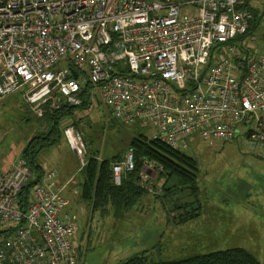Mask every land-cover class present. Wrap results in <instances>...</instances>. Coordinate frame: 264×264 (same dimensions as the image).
<instances>
[{
  "label": "built area",
  "instance_id": "2783aa9c",
  "mask_svg": "<svg viewBox=\"0 0 264 264\" xmlns=\"http://www.w3.org/2000/svg\"><path fill=\"white\" fill-rule=\"evenodd\" d=\"M257 1L0 0V105L20 93L42 117L45 106L95 99L175 151L241 141L264 161V54L245 47ZM64 140L85 167L82 127L66 126ZM135 170L130 148L112 168L114 184ZM160 171L144 161L148 192ZM34 179L23 158L0 173V264H75L66 186L45 170L25 204Z\"/></svg>",
  "mask_w": 264,
  "mask_h": 264
},
{
  "label": "rangeland",
  "instance_id": "374dc122",
  "mask_svg": "<svg viewBox=\"0 0 264 264\" xmlns=\"http://www.w3.org/2000/svg\"><path fill=\"white\" fill-rule=\"evenodd\" d=\"M257 5L260 22L245 47L252 55H263L264 0ZM88 106L59 126L63 132L69 124L79 123L88 158L122 162L136 137L153 139L151 131L114 120L95 99ZM48 110L53 108L45 106L39 117L20 93L0 105V173L12 170L28 144L50 131ZM185 154L195 163L187 168L195 178L192 184L177 176L162 177L164 170L160 171L153 193L115 214L112 207L94 212L83 199L87 167L81 166L64 138L41 150L38 165L44 171H58L59 183L66 186L64 196L71 200L67 212L74 215L78 228L75 264H123L133 258L141 259L138 264H181L238 248L264 264V161L241 141L212 145L194 141ZM165 181L168 193L161 190Z\"/></svg>",
  "mask_w": 264,
  "mask_h": 264
},
{
  "label": "trees",
  "instance_id": "16d2710c",
  "mask_svg": "<svg viewBox=\"0 0 264 264\" xmlns=\"http://www.w3.org/2000/svg\"><path fill=\"white\" fill-rule=\"evenodd\" d=\"M256 16V22L259 21V10H253ZM50 106V105H48ZM88 101L85 99L84 104L81 107H73L62 104L61 107L48 110L46 118H48L52 124L50 131L43 137L34 138L24 150L23 159H26L31 170L35 175V179L31 180L24 188L22 192V201L27 204L28 197H30V191L32 187L39 182L43 175L44 170L41 165H38L37 157L41 150L48 146L55 145V140L62 137L64 138V130H59L60 125H64L66 120L73 119L76 112L79 109H86ZM49 107H47L48 109ZM115 120V119H114ZM72 124V123H71ZM69 124V125H71ZM73 125L79 126L78 122ZM64 127V126H63ZM135 154L136 170L124 176L122 184L116 186L113 182L112 168L115 164L121 163L118 161L111 164V161L98 162L96 157L90 159L88 154L86 156V172L87 178L84 185L83 199L92 206L93 211H108L109 207L114 209L115 214L125 213L126 210L134 207L141 197L148 194V190L141 183L139 173L142 170L144 161L154 162L156 165L163 167L161 176L169 177L177 176L179 180L185 183L192 184L194 176L187 173L195 163L192 159L188 158L185 153L175 151L169 146L155 141L148 140L143 136L136 137L132 141V146ZM129 148V149H130ZM88 150V147H87ZM124 160V157H123ZM122 160V161H123ZM189 168V170L187 169ZM167 181L163 185V192L169 191L166 186ZM167 187V188H166ZM138 260V261H134ZM142 263L141 259H131L123 264ZM155 264V263H154ZM156 264H173V263H156ZM181 264H262L252 254L243 249H233L224 252H218L210 254L208 256H202L192 259L190 261H184Z\"/></svg>",
  "mask_w": 264,
  "mask_h": 264
},
{
  "label": "crops",
  "instance_id": "0c3cea01",
  "mask_svg": "<svg viewBox=\"0 0 264 264\" xmlns=\"http://www.w3.org/2000/svg\"><path fill=\"white\" fill-rule=\"evenodd\" d=\"M67 198H68V197H67ZM68 199H69V198H68ZM69 200H70V199H69ZM70 205H71V200H70ZM69 215H70L71 217L74 216V215H72V214H70V213H69ZM77 241H78V240H77V238H76V246H77Z\"/></svg>",
  "mask_w": 264,
  "mask_h": 264
},
{
  "label": "water",
  "instance_id": "95a60500",
  "mask_svg": "<svg viewBox=\"0 0 264 264\" xmlns=\"http://www.w3.org/2000/svg\"><path fill=\"white\" fill-rule=\"evenodd\" d=\"M74 78H77V74L75 72H73Z\"/></svg>",
  "mask_w": 264,
  "mask_h": 264
}]
</instances>
